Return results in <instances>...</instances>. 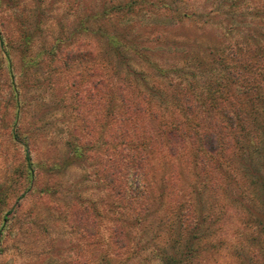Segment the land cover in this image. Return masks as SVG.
Instances as JSON below:
<instances>
[{"label":"trees","instance_id":"trees-1","mask_svg":"<svg viewBox=\"0 0 264 264\" xmlns=\"http://www.w3.org/2000/svg\"><path fill=\"white\" fill-rule=\"evenodd\" d=\"M140 1L102 0L101 10L85 13L86 25L78 9L70 25L75 29L79 26L75 32L85 30L82 34H94L90 37L97 38L96 50L83 48L86 42L67 43L68 51L59 57L61 69L53 56L57 44L61 46L62 36L56 35L50 50L32 52L33 33L40 25L25 20L17 22L18 37L5 35L0 28V57L6 66L9 96L16 115L11 130L22 147L28 183H38L41 191H48L57 181L58 173L73 163L84 162L107 192L108 200L100 205L106 207L101 216L96 201L85 203L84 208H70L76 227L82 226L81 235L88 245L85 250L76 246V257L71 264H129L144 246L141 231L148 225L155 234L165 233L170 241V250L160 254L161 264H180L184 259L195 260L197 264L196 241L201 235L204 193L218 196L228 190L240 195L249 183L242 182V177L251 178L250 185L254 184L257 197L252 199V211L264 230V0H254L258 3L257 10L248 17L240 0L229 4L227 0H219L214 10L216 15L230 13L233 6L240 9L242 20L230 19L232 14L227 16V27L219 38L212 36L206 50L198 48V51L164 34L181 18L172 19L168 27L156 25L151 19L169 16L170 9L149 8L155 5L153 1L150 4ZM34 8L37 10V5ZM256 16L258 21H244ZM36 22L38 25L39 21ZM90 26L97 31H91ZM133 30L145 32L142 37L148 33L153 37L149 40L152 41L149 68L157 71L152 74L149 86L143 83L142 89L133 81L134 72L128 62L135 60L142 65L148 59L143 46L126 40ZM243 31H247L245 35ZM140 33L136 39L141 37ZM99 45L105 49L102 58L97 50ZM14 46L27 65H37L36 57L45 53L46 66L57 70L54 78L49 77L51 85L62 83L56 81L59 75H70L60 87L67 85V92L70 86L75 87L71 90L70 103L65 101L64 93H55L53 97L64 100L67 103L64 110L73 109V116L83 123L86 117L81 113L82 101L86 106L90 104V119L97 121L83 130L75 126L67 140L68 154L48 164L54 176L49 182L45 176L42 178L43 174L40 176L44 162L36 159L29 136L24 134L21 138L17 133L24 102L22 87L31 76L26 70L22 73L16 70L11 51ZM179 56L184 63L177 67ZM72 65L82 74L79 79L72 73ZM121 66L128 71L126 76ZM176 76L186 79L185 83L183 79L176 81ZM238 159L245 168L240 173L235 163ZM59 212L64 211L59 207ZM78 255L83 258L80 260Z\"/></svg>","mask_w":264,"mask_h":264},{"label":"rangeland","instance_id":"rangeland-1","mask_svg":"<svg viewBox=\"0 0 264 264\" xmlns=\"http://www.w3.org/2000/svg\"><path fill=\"white\" fill-rule=\"evenodd\" d=\"M151 1L155 5H149V8L159 10L168 8L171 12L165 18H154L153 16L154 19L150 18L151 21L156 25L168 27L173 23L172 19L180 20L181 18L178 24L164 34L186 42L191 49H196V51L198 48L206 50L207 43L210 42L209 39L212 36L219 38L220 33L227 27V16L232 14L230 19L234 17L235 20H242L238 13L240 9L237 10V7L233 6L230 8V13L216 15L214 10L218 8L219 0H207L205 7L203 6L204 0H141L140 2L150 4ZM229 1L232 0H227V4ZM101 2L102 0H0V28L4 29L5 35L18 37L17 22L23 23L25 20L31 24L36 23L34 26L40 25L33 33L35 41L32 45L35 48L32 52L50 50V45L55 42L56 35L62 36L61 46L57 44L53 56L55 62L57 61V66L61 69L60 56L68 51L66 48L70 45L86 42L83 48H89L92 52L96 50L94 42L97 38L90 37L94 34L89 33L88 37L82 34L86 33L85 30L81 33L80 31L75 32L76 29H80L79 26L75 29V26L70 23L75 20L74 14L79 9L83 25H86L85 13L87 14V10L94 12L101 10ZM241 2L245 16L248 17L249 13L257 10L258 3L254 0H240ZM36 5L37 10L34 8ZM15 13L18 14L16 18ZM245 20L258 21V16L244 18ZM36 21H39L38 25ZM258 24L261 25V22L259 21ZM92 25L97 27L95 24ZM209 27L210 31H208ZM61 29H63L62 33H60ZM90 30L97 31L91 26ZM132 32L133 34L130 33L131 36L126 40H132L129 43H136L134 45L143 46L146 49V59H148L146 63L143 61L142 65L135 60L128 62V66L134 72L131 74L133 81L137 87L142 89L143 83L149 86V82L153 79L152 74H156L155 71H157H153L152 67L149 68V46L152 43L149 40L153 37L149 33L146 37H142L146 33L141 34L139 30ZM246 32L243 31V34ZM138 33L141 37L136 39ZM103 34L101 38L104 37ZM70 42L69 46L66 45ZM120 49L123 51L124 47L121 46ZM97 50L100 51L99 57L102 58L105 49L99 45ZM11 51L16 70L18 72L26 70L27 75L31 76L26 79V84L22 87L24 102H22L18 124L16 123L17 133L21 138L24 134L29 136L30 146L36 159L44 162V171L40 173V176L43 174L42 178L45 176L49 182L50 179L54 180V176L48 169V164L52 159H63L68 154L67 140L71 132L75 130V126L83 130L87 124L92 123L94 126L97 121H91L92 112L89 111L91 105L86 106L84 101H82L84 109L81 113L86 117L85 123L73 116V109L71 112L64 110L63 105L70 103L73 97L71 90L75 87L70 86L68 92L67 85L60 89L66 84L63 81L70 75H59L56 81H62V83L51 85L52 82L48 81L49 77L54 78L57 70H50L46 66L45 53L36 57L37 65L34 66L25 64L17 46L11 48ZM49 56L52 57L50 54ZM0 61V264H71L76 257V246L79 245L78 247L85 250L88 245L81 235L82 226L76 227L70 208L72 206L84 208L85 203L96 201L95 207L98 215L101 216L106 207L100 205L108 200L107 192L95 179L93 169L84 162L73 163L58 173L57 181L49 186L48 191H41L38 183L31 185L28 183L22 147L19 141L13 138L11 130L16 115L13 101L9 96V78L1 57ZM183 61L179 56L177 67H180ZM113 62L112 58L111 64ZM95 63H99L98 58L95 59ZM120 70L126 76L128 71L123 66ZM67 73L69 72H64V74ZM72 73L78 79L82 75L79 74L78 69H73V65ZM201 76L206 77L205 74ZM174 79L178 82L183 79L182 83L186 81L181 76H176ZM127 83L128 81H125V84ZM58 92L64 93L67 103L64 100H57L56 95L53 97V94ZM94 102L95 100L92 103ZM95 131L97 133V130ZM235 163L239 173L245 170L240 159L235 160ZM240 180L245 184L249 182L248 188L240 195H237L236 191L232 194L228 190L226 193L221 192L218 196L208 192L204 193L203 207L201 206L200 212L203 216L200 219L201 235L196 241V244H199V249L195 252V259H199L197 264H264V230L258 224L257 215H254L252 211L253 200L257 197L256 190L254 184L250 185L251 178L242 177ZM59 207L64 212H59ZM141 233L144 246L139 250V254L132 258V261L129 260V264H161L160 254L163 255L166 249L170 250L169 239H166L165 233L161 231L155 234L149 225ZM157 250L159 251L156 252ZM93 251L94 254L97 253V250ZM77 257L80 260L83 258L82 255ZM180 264H195V260L184 259Z\"/></svg>","mask_w":264,"mask_h":264}]
</instances>
